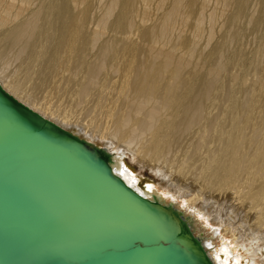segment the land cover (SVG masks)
Returning <instances> with one entry per match:
<instances>
[{"label":"bare ground","instance_id":"6f19581e","mask_svg":"<svg viewBox=\"0 0 264 264\" xmlns=\"http://www.w3.org/2000/svg\"><path fill=\"white\" fill-rule=\"evenodd\" d=\"M86 1L0 0L1 88L104 154L126 186L174 213L210 264H264V89L236 84L245 53L227 66L215 50L195 61L151 28L134 30V0L100 16ZM230 65L238 72L224 77ZM173 147L181 159L168 157Z\"/></svg>","mask_w":264,"mask_h":264},{"label":"water","instance_id":"95a60500","mask_svg":"<svg viewBox=\"0 0 264 264\" xmlns=\"http://www.w3.org/2000/svg\"><path fill=\"white\" fill-rule=\"evenodd\" d=\"M198 250L104 154L0 86V264H210Z\"/></svg>","mask_w":264,"mask_h":264},{"label":"rangeland","instance_id":"374dc122","mask_svg":"<svg viewBox=\"0 0 264 264\" xmlns=\"http://www.w3.org/2000/svg\"><path fill=\"white\" fill-rule=\"evenodd\" d=\"M112 1L87 0L85 5L83 4L81 7H89L91 15L100 16L108 12ZM176 1L178 0H134L133 13L130 15V20L132 24L134 23L133 29L151 28L156 32L159 44L177 46V53L192 51L195 61L206 56L211 50H215L218 57H221L220 55L224 56L223 62L227 66L229 63L234 62L230 58H235L236 53L237 57L245 53V63L248 59V67L247 63L245 64L247 72H239V79L236 84L247 88L253 82L252 85L255 86L253 89H264V75L258 76L256 80L253 78L254 81H251L253 77L252 69L264 65V0H179L182 1L180 6L182 9H179L178 16L176 14L171 19L173 23L170 21L171 25L168 24L170 28H167L168 26L163 28L162 23L165 21V15ZM133 35H135L134 39L138 42V32L135 31ZM151 41L149 39L146 44ZM226 68V76L224 75V77L227 78L232 72L237 71H233L234 68L232 70L230 65L229 68L232 71L229 69L230 74L228 75L229 72H226ZM248 68L251 69L250 73L252 74H249L250 76L247 74L249 73ZM244 74L246 77H250L249 82L244 83L242 81ZM244 88L242 89L244 90ZM112 124L119 126L121 121L114 120ZM173 148L175 149V147ZM174 149L171 154H168V157L180 156L179 159H181L183 152L180 148ZM126 160L136 171L141 170L137 162L132 163L128 158ZM144 173L147 178L157 180L156 176L152 175L151 170L147 169Z\"/></svg>","mask_w":264,"mask_h":264}]
</instances>
